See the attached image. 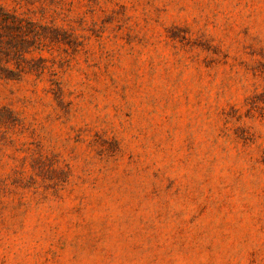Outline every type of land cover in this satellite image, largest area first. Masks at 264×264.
Returning a JSON list of instances; mask_svg holds the SVG:
<instances>
[{
	"label": "rangeland",
	"instance_id": "rangeland-1",
	"mask_svg": "<svg viewBox=\"0 0 264 264\" xmlns=\"http://www.w3.org/2000/svg\"><path fill=\"white\" fill-rule=\"evenodd\" d=\"M0 264H264V0H0Z\"/></svg>",
	"mask_w": 264,
	"mask_h": 264
}]
</instances>
